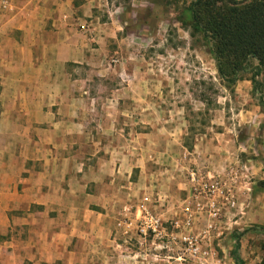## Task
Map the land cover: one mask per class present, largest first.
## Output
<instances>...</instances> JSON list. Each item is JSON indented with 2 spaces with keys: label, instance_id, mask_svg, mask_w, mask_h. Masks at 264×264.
Masks as SVG:
<instances>
[{
  "label": "crops",
  "instance_id": "crops-1",
  "mask_svg": "<svg viewBox=\"0 0 264 264\" xmlns=\"http://www.w3.org/2000/svg\"><path fill=\"white\" fill-rule=\"evenodd\" d=\"M100 1L0 0V264H118L116 187L134 184L139 168L144 196L165 217L185 195V182L139 164L155 146L168 163L189 154L210 173L234 163L227 132L186 143L185 105L168 94L175 84L127 60L131 32L118 15L101 19ZM260 185L236 183L264 207Z\"/></svg>",
  "mask_w": 264,
  "mask_h": 264
},
{
  "label": "rangeland",
  "instance_id": "rangeland-1",
  "mask_svg": "<svg viewBox=\"0 0 264 264\" xmlns=\"http://www.w3.org/2000/svg\"><path fill=\"white\" fill-rule=\"evenodd\" d=\"M193 1L101 0L98 10L101 19L110 16L111 12L125 21L126 28L131 32L127 46L132 55L129 54L127 60L134 67L150 69L152 82L163 78L168 83L175 84L168 94L171 95L170 99H180L185 105V115L189 119L186 123L189 132L185 137L186 143L191 145L194 136L205 133L216 135L227 132L233 137V145L237 151L233 166L219 172H206L189 154L178 155L184 163L172 160L169 164L158 153L157 146V152L151 156H136L142 160L139 164L143 163L154 175L171 176L169 181H173V184L179 182L175 181L176 178L186 183L185 195L169 206L174 213L178 211L177 215L181 220L185 219L186 206L191 212L197 213L196 205L190 198L194 193L190 176L192 171L197 172L200 179L218 180L220 188L222 186L229 189L227 192L231 194L234 203H229L219 193L221 210L216 219L210 218L207 200H202L204 209L198 217L192 219L193 233L199 237L201 253L195 257L187 253L184 257L189 263L236 264L232 253L237 244H240L237 253L242 264H264V207L257 205L259 197L253 195L250 186L243 187L244 192L249 193L245 196H241L243 190L236 187L237 181H254L259 185L264 181V107L261 104V100L264 101V65L257 56L249 54L241 61L227 62L225 66L228 70L221 77L215 58L216 40L213 33L197 32L178 20L183 9ZM236 1L237 3L226 0L218 3L214 9L202 10V20L207 23L213 16L220 20L222 13L223 16L228 15L231 10L252 2L264 3V0ZM207 25L209 28L210 25ZM232 70L237 77L234 83H231ZM254 75L258 85L252 80ZM162 172L164 174H160ZM139 178V168H135L131 176L134 184L127 185L123 182L115 189V204L121 214L116 216L114 222L111 258L118 264H127L129 261L139 263L148 259L144 247H138L142 246L138 244L139 241L124 236L118 229L119 222L126 216H136L137 207L145 198V181H139ZM172 189L175 190L171 186ZM171 193L175 195L174 191ZM150 208L156 213H163L161 210L167 212L159 202ZM248 213L259 216L250 217ZM173 245L174 243L168 248H173ZM164 253L176 256V252L171 249H166Z\"/></svg>",
  "mask_w": 264,
  "mask_h": 264
},
{
  "label": "built area",
  "instance_id": "built-area-1",
  "mask_svg": "<svg viewBox=\"0 0 264 264\" xmlns=\"http://www.w3.org/2000/svg\"><path fill=\"white\" fill-rule=\"evenodd\" d=\"M119 62L117 57L111 59V63L116 65ZM194 193L190 197L196 205L197 213L185 207V219L181 220L178 215L175 217H165L163 213H156L151 210L150 206H154L156 201L145 196L143 202L138 205V212L134 217L126 216L124 220L118 224V229L124 236L130 239H137L145 250V256L148 259H154L158 264H191L184 256L189 253L195 257L201 253L199 246V237L194 235L192 229V219L198 217L204 209L202 200H207V209L210 218L216 219L220 215V206L218 194L234 203L231 194H228L227 188H220V181L214 179H200L198 173L192 171L190 173ZM226 190V191H225ZM228 194V196H226ZM205 195V197H203ZM190 200V199H189ZM188 200V201H189ZM184 212V211H182ZM168 218V219H166ZM170 224V226H168ZM171 241V242H170ZM144 245H143V244ZM173 248H168L170 245ZM150 244V247L148 245ZM170 244V245H169ZM166 249L176 252V256L164 253ZM177 250V251H176Z\"/></svg>",
  "mask_w": 264,
  "mask_h": 264
},
{
  "label": "trees",
  "instance_id": "trees-1",
  "mask_svg": "<svg viewBox=\"0 0 264 264\" xmlns=\"http://www.w3.org/2000/svg\"><path fill=\"white\" fill-rule=\"evenodd\" d=\"M224 1L226 0H194L183 9L178 18L184 25L192 27L197 32L213 33L212 36L216 40L215 58L221 77H224L228 70L225 66L227 62L241 61L249 54L257 56L264 65V3L252 2L242 8L231 10L228 15L223 16L222 13L220 20L217 16H213L207 22L210 25L209 29L207 23L202 20L200 12L207 8L214 9L218 3ZM229 1L237 3L236 0ZM232 74L231 83H234L237 77L233 70ZM256 75L252 80L258 85ZM261 104L264 107V101L261 100ZM239 246L240 244H237L232 253L236 264H242L237 253Z\"/></svg>",
  "mask_w": 264,
  "mask_h": 264
}]
</instances>
